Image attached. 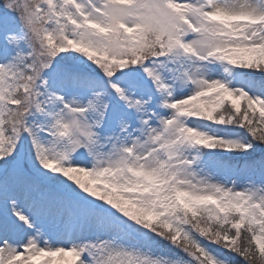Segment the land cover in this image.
<instances>
[{
    "label": "snow or ice",
    "instance_id": "snow-or-ice-1",
    "mask_svg": "<svg viewBox=\"0 0 264 264\" xmlns=\"http://www.w3.org/2000/svg\"><path fill=\"white\" fill-rule=\"evenodd\" d=\"M0 264H264V0H0Z\"/></svg>",
    "mask_w": 264,
    "mask_h": 264
}]
</instances>
